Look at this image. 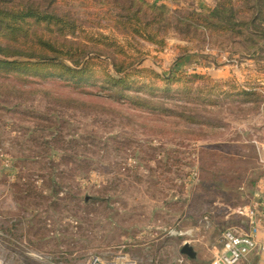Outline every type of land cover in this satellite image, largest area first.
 I'll return each mask as SVG.
<instances>
[{"label":"rangeland","instance_id":"1","mask_svg":"<svg viewBox=\"0 0 264 264\" xmlns=\"http://www.w3.org/2000/svg\"><path fill=\"white\" fill-rule=\"evenodd\" d=\"M146 1L175 17L215 8ZM262 1L238 13L241 34L233 39L216 35L211 44L200 32L174 31L163 48L110 27L101 8L75 12L92 36L125 48L130 41L141 68L206 76L189 99L178 84L169 98L154 97L203 124L87 97L53 80L14 94L0 88V264H211L224 231L248 229L247 211L264 219V200L254 199L264 178ZM51 179L59 195L48 189ZM185 244L193 258L182 254Z\"/></svg>","mask_w":264,"mask_h":264},{"label":"trees","instance_id":"2","mask_svg":"<svg viewBox=\"0 0 264 264\" xmlns=\"http://www.w3.org/2000/svg\"><path fill=\"white\" fill-rule=\"evenodd\" d=\"M260 1L219 0L209 13L182 11L177 12L181 16L175 17L171 10L146 0H0V88L14 94L37 85L34 80H42L43 85L53 80L68 84L87 97L106 98L134 110L184 118L192 120L191 124L202 125L199 117H188L185 111L166 108L165 101L158 99L172 96L175 84L182 90V98L189 99L195 81L206 76L179 72L166 77L154 69L141 68L144 60L133 57L129 48L133 47L138 54L141 51L130 41L126 40L125 48L101 33L92 36L86 30L92 25L83 17H76L75 12L80 9L90 16L95 12L91 10L101 8L110 27L121 29L126 37H139L163 48L165 38L174 31L188 36L200 32L211 44L216 35L233 39L241 34L238 13L261 8ZM240 4L245 7H239ZM102 46L114 47L115 52L103 51ZM104 58L111 60L107 67ZM135 86L139 87L134 89ZM139 91L143 94L139 95ZM159 91L164 96L155 99ZM49 158L50 162L54 159ZM78 168L84 169L81 164ZM57 186L51 179L48 189L59 195L62 187ZM92 202L91 198L86 203Z\"/></svg>","mask_w":264,"mask_h":264},{"label":"built area","instance_id":"3","mask_svg":"<svg viewBox=\"0 0 264 264\" xmlns=\"http://www.w3.org/2000/svg\"><path fill=\"white\" fill-rule=\"evenodd\" d=\"M245 216L249 220L248 229H228L223 232L220 249L214 255L211 264H252V256L264 254V242L258 240L260 224L263 218L257 210L250 209ZM186 245V244H185ZM182 258L177 264H184ZM92 264H118L116 260L102 262L95 259Z\"/></svg>","mask_w":264,"mask_h":264},{"label":"crops","instance_id":"4","mask_svg":"<svg viewBox=\"0 0 264 264\" xmlns=\"http://www.w3.org/2000/svg\"><path fill=\"white\" fill-rule=\"evenodd\" d=\"M157 1V3H161L165 6L168 7H173V8H177L180 6H191V7H196L200 10H212L215 5L217 0H155ZM264 178L261 180L260 184H259V190L255 191L254 195V199L255 200H259L258 198H260L261 200H264V182H263ZM248 224H249V220L247 218ZM258 240L260 242H264V219L260 224V228H259V235H258ZM252 264H264V254L262 256H252L251 258Z\"/></svg>","mask_w":264,"mask_h":264},{"label":"water","instance_id":"5","mask_svg":"<svg viewBox=\"0 0 264 264\" xmlns=\"http://www.w3.org/2000/svg\"><path fill=\"white\" fill-rule=\"evenodd\" d=\"M182 254L183 255H186L188 257H194L195 256V253L193 251V248L190 247L189 245H185L183 248H182Z\"/></svg>","mask_w":264,"mask_h":264}]
</instances>
